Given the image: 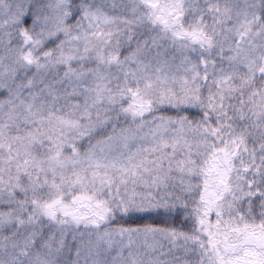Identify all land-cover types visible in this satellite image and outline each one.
Listing matches in <instances>:
<instances>
[{
  "label": "snow or ice",
  "instance_id": "6c2138e0",
  "mask_svg": "<svg viewBox=\"0 0 264 264\" xmlns=\"http://www.w3.org/2000/svg\"><path fill=\"white\" fill-rule=\"evenodd\" d=\"M0 264H264V0H0Z\"/></svg>",
  "mask_w": 264,
  "mask_h": 264
}]
</instances>
